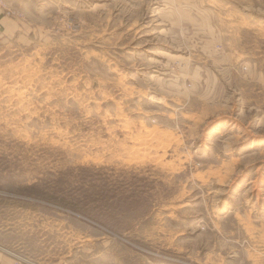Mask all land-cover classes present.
I'll list each match as a JSON object with an SVG mask.
<instances>
[{
	"label": "rangeland",
	"instance_id": "374dc122",
	"mask_svg": "<svg viewBox=\"0 0 264 264\" xmlns=\"http://www.w3.org/2000/svg\"><path fill=\"white\" fill-rule=\"evenodd\" d=\"M0 264H264V0H0Z\"/></svg>",
	"mask_w": 264,
	"mask_h": 264
}]
</instances>
